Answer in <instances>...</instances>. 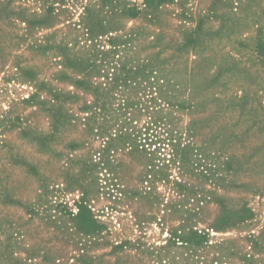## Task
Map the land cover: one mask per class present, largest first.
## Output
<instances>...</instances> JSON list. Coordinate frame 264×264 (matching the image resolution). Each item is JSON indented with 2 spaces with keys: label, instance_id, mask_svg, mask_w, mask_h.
<instances>
[{
  "label": "rangeland",
  "instance_id": "rangeland-1",
  "mask_svg": "<svg viewBox=\"0 0 264 264\" xmlns=\"http://www.w3.org/2000/svg\"><path fill=\"white\" fill-rule=\"evenodd\" d=\"M153 3L0 0V264H264V0Z\"/></svg>",
  "mask_w": 264,
  "mask_h": 264
},
{
  "label": "trees",
  "instance_id": "trees-1",
  "mask_svg": "<svg viewBox=\"0 0 264 264\" xmlns=\"http://www.w3.org/2000/svg\"><path fill=\"white\" fill-rule=\"evenodd\" d=\"M161 2H162V0H155V3H153V5L158 6L161 4ZM194 233L199 236V239L196 240V242H195L196 245L206 240V239H204L205 236L198 234V232H194ZM202 237H203V239H202Z\"/></svg>",
  "mask_w": 264,
  "mask_h": 264
}]
</instances>
